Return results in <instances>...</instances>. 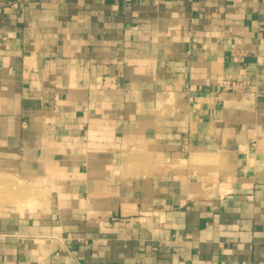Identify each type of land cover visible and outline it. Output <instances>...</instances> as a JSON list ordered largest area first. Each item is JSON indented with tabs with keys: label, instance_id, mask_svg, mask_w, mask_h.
<instances>
[{
	"label": "crops",
	"instance_id": "obj_1",
	"mask_svg": "<svg viewBox=\"0 0 264 264\" xmlns=\"http://www.w3.org/2000/svg\"><path fill=\"white\" fill-rule=\"evenodd\" d=\"M4 184L0 264H264V0H0Z\"/></svg>",
	"mask_w": 264,
	"mask_h": 264
},
{
	"label": "built area",
	"instance_id": "obj_2",
	"mask_svg": "<svg viewBox=\"0 0 264 264\" xmlns=\"http://www.w3.org/2000/svg\"><path fill=\"white\" fill-rule=\"evenodd\" d=\"M248 88H249L248 83L244 81L234 80V79L223 80L220 85L218 99L220 100L223 97V95L226 93H231V92L238 93L245 91Z\"/></svg>",
	"mask_w": 264,
	"mask_h": 264
},
{
	"label": "rangeland",
	"instance_id": "obj_3",
	"mask_svg": "<svg viewBox=\"0 0 264 264\" xmlns=\"http://www.w3.org/2000/svg\"><path fill=\"white\" fill-rule=\"evenodd\" d=\"M20 183H21V181H20ZM18 188H20L19 185L14 186V185H10V184H4L0 190L3 193V197L13 195L15 198V201H17L19 204L27 202L28 196L19 195Z\"/></svg>",
	"mask_w": 264,
	"mask_h": 264
}]
</instances>
